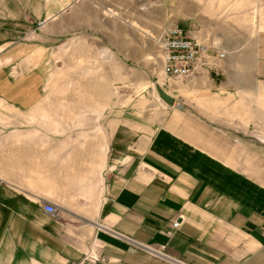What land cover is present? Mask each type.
I'll return each mask as SVG.
<instances>
[{
	"label": "crops",
	"instance_id": "obj_1",
	"mask_svg": "<svg viewBox=\"0 0 264 264\" xmlns=\"http://www.w3.org/2000/svg\"><path fill=\"white\" fill-rule=\"evenodd\" d=\"M74 1L0 0V129L12 118L28 121L26 113L42 95V65L51 44L63 31L78 30L76 20L69 28L66 19H53ZM51 18L38 44L10 43ZM35 58L39 63L31 66ZM175 107L177 113L150 134L146 129L151 127L140 119H122L104 154L76 176L68 171L70 165L57 163L55 195H63L64 205L81 214L57 203V217L45 213L37 204L43 183L21 188L2 168L0 264H171L116 235L163 247L181 264H264V209L256 203L260 191L220 152L201 146L188 123L175 119L184 106ZM132 114L138 118L136 111ZM12 134L9 151L19 152L15 143H21V154L29 152L27 132ZM53 148L58 161L70 151L58 152L57 144ZM79 154L91 157L90 151Z\"/></svg>",
	"mask_w": 264,
	"mask_h": 264
},
{
	"label": "rangeland",
	"instance_id": "obj_2",
	"mask_svg": "<svg viewBox=\"0 0 264 264\" xmlns=\"http://www.w3.org/2000/svg\"><path fill=\"white\" fill-rule=\"evenodd\" d=\"M231 1L237 3L233 10ZM55 18L66 19L69 28L76 20L78 30L63 31L51 44L42 65V95L26 113L28 121L12 118L0 129V170L11 173L12 183L29 189L40 181L39 207L47 201L77 214L63 195H55L57 163L70 165L76 176L104 154L122 119H140L150 134L182 105L176 121L188 123L201 146L220 152L253 181L258 209H264V0H75ZM53 19L37 22L10 43L38 44ZM170 27L224 51L217 74L204 71L178 82L164 77L159 38ZM157 88L175 99L173 107ZM17 130L27 132L29 152L21 154V143H15L19 152L9 151ZM54 144L58 152L70 148L61 161L54 160ZM89 151V159L79 154Z\"/></svg>",
	"mask_w": 264,
	"mask_h": 264
},
{
	"label": "built area",
	"instance_id": "obj_3",
	"mask_svg": "<svg viewBox=\"0 0 264 264\" xmlns=\"http://www.w3.org/2000/svg\"><path fill=\"white\" fill-rule=\"evenodd\" d=\"M159 44L162 55L163 75L175 82L191 79L194 75L204 71H211L217 74V64L226 58L224 51L212 47L208 42H198L179 27L164 29L160 35ZM42 209L47 214L54 217L58 216V209L51 202H43ZM116 236L127 240L132 246L152 257L171 264H181L169 257L164 252L163 247L155 249L120 235Z\"/></svg>",
	"mask_w": 264,
	"mask_h": 264
},
{
	"label": "water",
	"instance_id": "obj_4",
	"mask_svg": "<svg viewBox=\"0 0 264 264\" xmlns=\"http://www.w3.org/2000/svg\"><path fill=\"white\" fill-rule=\"evenodd\" d=\"M157 93L159 98L169 107H173L175 104V99L162 91L161 89L157 88Z\"/></svg>",
	"mask_w": 264,
	"mask_h": 264
},
{
	"label": "bare ground",
	"instance_id": "obj_5",
	"mask_svg": "<svg viewBox=\"0 0 264 264\" xmlns=\"http://www.w3.org/2000/svg\"><path fill=\"white\" fill-rule=\"evenodd\" d=\"M141 90V89H140Z\"/></svg>",
	"mask_w": 264,
	"mask_h": 264
}]
</instances>
